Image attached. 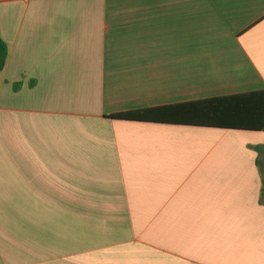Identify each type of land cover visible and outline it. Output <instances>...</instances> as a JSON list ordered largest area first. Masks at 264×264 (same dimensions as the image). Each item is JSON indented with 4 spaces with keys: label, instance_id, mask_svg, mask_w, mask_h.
<instances>
[{
    "label": "crops",
    "instance_id": "1",
    "mask_svg": "<svg viewBox=\"0 0 264 264\" xmlns=\"http://www.w3.org/2000/svg\"><path fill=\"white\" fill-rule=\"evenodd\" d=\"M0 39V264H264V132L108 118L264 90V0H0Z\"/></svg>",
    "mask_w": 264,
    "mask_h": 264
},
{
    "label": "trees",
    "instance_id": "2",
    "mask_svg": "<svg viewBox=\"0 0 264 264\" xmlns=\"http://www.w3.org/2000/svg\"><path fill=\"white\" fill-rule=\"evenodd\" d=\"M7 47L0 39V72ZM117 121L264 132V90L110 115ZM259 153L261 148H256Z\"/></svg>",
    "mask_w": 264,
    "mask_h": 264
}]
</instances>
